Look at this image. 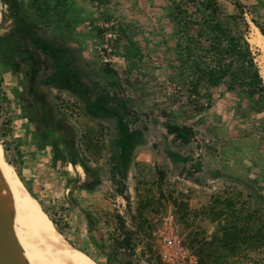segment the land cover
Returning a JSON list of instances; mask_svg holds the SVG:
<instances>
[{
    "label": "rangeland",
    "instance_id": "rangeland-1",
    "mask_svg": "<svg viewBox=\"0 0 264 264\" xmlns=\"http://www.w3.org/2000/svg\"><path fill=\"white\" fill-rule=\"evenodd\" d=\"M218 1L239 13L237 0ZM238 1L247 36L253 21L264 29V0ZM171 14L170 0H0L2 154L98 264H194L190 235L213 227L184 224L172 199L194 209L233 189L264 213L260 184L239 174L264 158V97L226 82L189 95ZM250 45L264 84V50ZM145 203L146 237L116 255L115 214L137 224Z\"/></svg>",
    "mask_w": 264,
    "mask_h": 264
},
{
    "label": "trees",
    "instance_id": "trees-1",
    "mask_svg": "<svg viewBox=\"0 0 264 264\" xmlns=\"http://www.w3.org/2000/svg\"><path fill=\"white\" fill-rule=\"evenodd\" d=\"M170 3L176 54L187 79L184 86L189 95L198 94L200 82L209 86L226 82L228 90L241 89L249 97H264V84L248 41L249 25L239 1L234 3L238 14H225L218 0H170ZM253 22L264 36V29ZM113 182L115 192L129 206L127 186L120 179ZM247 198L240 191L226 189L194 209L189 208L186 200L172 199L175 213L184 224L189 220L205 221L213 227L209 236L201 227V236L190 235L188 245L193 249L194 264H259L264 259V213L251 207ZM147 206L149 203L138 205L141 221L135 224L131 218L130 226L121 215L115 214L116 233L109 240L116 255L121 250L133 252L146 237L142 210ZM49 218L62 233L56 221ZM101 241L100 247L104 249V238ZM78 249L92 257L83 248ZM158 258L155 264H161L162 259Z\"/></svg>",
    "mask_w": 264,
    "mask_h": 264
},
{
    "label": "bare ground",
    "instance_id": "bare-ground-1",
    "mask_svg": "<svg viewBox=\"0 0 264 264\" xmlns=\"http://www.w3.org/2000/svg\"><path fill=\"white\" fill-rule=\"evenodd\" d=\"M248 41L264 50L258 28ZM0 208L8 222L11 240L26 264H98L59 232L38 200L5 160L0 144Z\"/></svg>",
    "mask_w": 264,
    "mask_h": 264
},
{
    "label": "water",
    "instance_id": "water-1",
    "mask_svg": "<svg viewBox=\"0 0 264 264\" xmlns=\"http://www.w3.org/2000/svg\"><path fill=\"white\" fill-rule=\"evenodd\" d=\"M0 264H26L14 248L8 222L0 208Z\"/></svg>",
    "mask_w": 264,
    "mask_h": 264
},
{
    "label": "crops",
    "instance_id": "crops-1",
    "mask_svg": "<svg viewBox=\"0 0 264 264\" xmlns=\"http://www.w3.org/2000/svg\"><path fill=\"white\" fill-rule=\"evenodd\" d=\"M245 161L246 163L244 164V167H242L239 171V174H247L253 176L256 179L257 183L260 184V192L264 196V158H257L253 155H250V157ZM231 172L237 174L234 171Z\"/></svg>",
    "mask_w": 264,
    "mask_h": 264
}]
</instances>
